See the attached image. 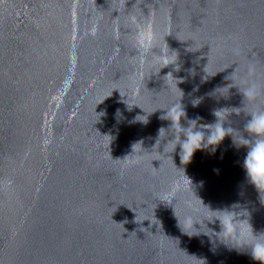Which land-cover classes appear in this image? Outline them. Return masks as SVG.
<instances>
[{
	"label": "water",
	"instance_id": "95a60500",
	"mask_svg": "<svg viewBox=\"0 0 264 264\" xmlns=\"http://www.w3.org/2000/svg\"><path fill=\"white\" fill-rule=\"evenodd\" d=\"M245 80L264 0H0V264H257L215 220L264 233ZM173 105L234 131L182 164Z\"/></svg>",
	"mask_w": 264,
	"mask_h": 264
},
{
	"label": "clouds",
	"instance_id": "9594fccd",
	"mask_svg": "<svg viewBox=\"0 0 264 264\" xmlns=\"http://www.w3.org/2000/svg\"><path fill=\"white\" fill-rule=\"evenodd\" d=\"M137 43L142 49L145 47L143 31L138 34ZM160 59L165 63V66L168 65L166 53ZM242 84L246 86L241 93L249 103L255 104L256 108L249 113V119L244 126V134L239 136L238 139L232 138L234 144L247 148V154L243 160V168L250 183L261 193L264 192V108L260 107L259 103L264 99V92L261 91V85L254 80H245L242 81ZM218 112L214 113L217 117V121L214 124L198 125L200 118L197 117L188 121L187 127L182 126L180 123L181 119L185 117L182 107L177 108L176 105H173L167 110L166 115L161 117L162 119L170 120L171 128H175L178 131V135L172 138L175 141L173 151L179 145L182 164L190 162L195 151L218 145L225 136L230 135L234 131L232 128L223 126ZM161 130L163 128L160 129V132ZM179 170L183 172V169ZM183 178L188 179L185 175ZM172 187L173 191H175L179 185L174 182ZM217 212L223 213V215L215 218V220L219 221L221 228L217 235H223L226 239L235 238L240 240L242 245L250 249L251 259L257 264H264V233L254 235L250 227L251 231L248 234L240 233L237 235L238 225L234 212L227 209ZM185 223L193 226L192 217L186 216Z\"/></svg>",
	"mask_w": 264,
	"mask_h": 264
}]
</instances>
